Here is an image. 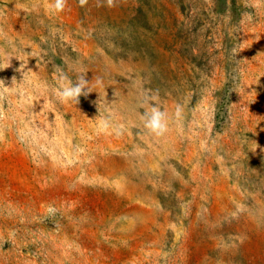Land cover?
Here are the masks:
<instances>
[{
  "label": "rangeland",
  "instance_id": "374dc122",
  "mask_svg": "<svg viewBox=\"0 0 264 264\" xmlns=\"http://www.w3.org/2000/svg\"><path fill=\"white\" fill-rule=\"evenodd\" d=\"M50 2L0 0V264H264V0Z\"/></svg>",
  "mask_w": 264,
  "mask_h": 264
},
{
  "label": "clouds",
  "instance_id": "9594fccd",
  "mask_svg": "<svg viewBox=\"0 0 264 264\" xmlns=\"http://www.w3.org/2000/svg\"><path fill=\"white\" fill-rule=\"evenodd\" d=\"M261 0H257V4L254 6H258ZM80 6H84L87 3V0H79ZM109 6L114 5V0H107ZM50 10L55 13H62L68 7V0H51L50 2ZM2 51V50H0ZM10 61L6 66H0V70H3L4 67H9ZM18 71V69H17ZM87 72L80 73L77 75V78L74 82L69 81L68 83H61L55 91L56 98L61 103L67 102H75L79 103V98L81 96H87L92 89L89 87V82L86 79ZM15 76L12 77V82L15 81ZM63 79V78H62ZM101 83V81L97 78V84ZM0 86H5V81L0 80ZM158 99V94H146L144 104L147 105L145 111L141 114L140 119L143 124V128L147 130V132L156 137L160 138L167 134L169 131V115L165 110H162L161 107L157 103H151L152 101H156ZM182 115V107L177 105L175 116L179 118ZM109 128L108 121H103L101 125V130L106 131ZM123 129L118 130V134L122 132Z\"/></svg>",
  "mask_w": 264,
  "mask_h": 264
}]
</instances>
